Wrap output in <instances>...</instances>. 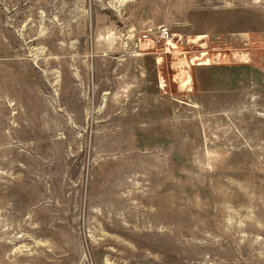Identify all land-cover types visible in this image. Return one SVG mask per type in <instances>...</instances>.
Segmentation results:
<instances>
[{"label": "rangeland", "instance_id": "rangeland-1", "mask_svg": "<svg viewBox=\"0 0 264 264\" xmlns=\"http://www.w3.org/2000/svg\"><path fill=\"white\" fill-rule=\"evenodd\" d=\"M130 2L0 0V264H264V0Z\"/></svg>", "mask_w": 264, "mask_h": 264}, {"label": "crops", "instance_id": "crops-1", "mask_svg": "<svg viewBox=\"0 0 264 264\" xmlns=\"http://www.w3.org/2000/svg\"><path fill=\"white\" fill-rule=\"evenodd\" d=\"M123 5H125V10H129L130 12L132 11L133 3L131 4L130 0H123L122 6ZM196 8H198V9H196ZM208 8L209 7H207V6L201 7L199 4L196 5L194 2L188 3L186 1L184 14H186L188 17L184 22L190 23V20H189L190 15L192 16L194 14V13H191L190 10L196 9L197 11H200V12L196 13V15L199 17L198 19H199L200 23H202L204 26L203 32H205V33H203V34H205V35H203V36H204V39L206 41L211 40V39H220L221 36H218L216 34L217 32L219 34L221 33L222 36L234 37L233 35L237 34V33H235L236 32V25H237V22H236L237 17H236V12H235L236 7L235 6L231 7V5H226V4L221 5V6L220 5L219 6L214 5V6H212V9L214 11L212 13H206V14H204L205 11L200 10V9H208ZM137 21H138L139 25L140 24L150 25V24H157V23L161 22V21L158 22L156 20V17L152 16V15H147V16H144L141 18L137 17ZM240 23H242V22H240ZM246 23H247V21L244 22L245 25H246ZM148 29L152 30L151 28H148ZM220 29H222L223 31L220 32L219 31ZM145 31L146 30H143V32H145ZM244 35H247V33ZM130 39H133V36ZM198 67L199 68H195V70L197 71V74H199V76L201 73L210 72L212 68L218 69V70L221 69V67L220 68H217V67L206 68L205 66H202V67L198 66ZM176 75H177V73H176Z\"/></svg>", "mask_w": 264, "mask_h": 264}, {"label": "built area", "instance_id": "built-area-1", "mask_svg": "<svg viewBox=\"0 0 264 264\" xmlns=\"http://www.w3.org/2000/svg\"><path fill=\"white\" fill-rule=\"evenodd\" d=\"M174 38V34L171 32L170 28L167 26H159L156 28L154 33H151V30L148 29L145 32H142L139 37H137V43L135 46L139 49H148L149 47H153L158 43L163 44V51L171 52L173 50V46H171V41Z\"/></svg>", "mask_w": 264, "mask_h": 264}]
</instances>
